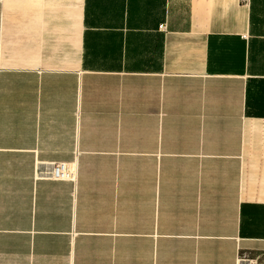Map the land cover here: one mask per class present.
<instances>
[{
  "label": "crops",
  "instance_id": "1",
  "mask_svg": "<svg viewBox=\"0 0 264 264\" xmlns=\"http://www.w3.org/2000/svg\"><path fill=\"white\" fill-rule=\"evenodd\" d=\"M238 252L264 260V0H0V264Z\"/></svg>",
  "mask_w": 264,
  "mask_h": 264
},
{
  "label": "built area",
  "instance_id": "2",
  "mask_svg": "<svg viewBox=\"0 0 264 264\" xmlns=\"http://www.w3.org/2000/svg\"><path fill=\"white\" fill-rule=\"evenodd\" d=\"M77 174L76 166L65 162H53L46 164L39 169L37 177L49 179H70L75 180ZM240 251V248H239ZM236 264H264L261 256H251L238 252Z\"/></svg>",
  "mask_w": 264,
  "mask_h": 264
}]
</instances>
